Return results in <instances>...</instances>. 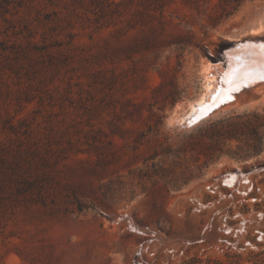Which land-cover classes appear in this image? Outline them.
Here are the masks:
<instances>
[{"label":"rangeland","instance_id":"374dc122","mask_svg":"<svg viewBox=\"0 0 264 264\" xmlns=\"http://www.w3.org/2000/svg\"><path fill=\"white\" fill-rule=\"evenodd\" d=\"M100 1L0 0V264H264V0Z\"/></svg>","mask_w":264,"mask_h":264},{"label":"bare ground","instance_id":"6f19581e","mask_svg":"<svg viewBox=\"0 0 264 264\" xmlns=\"http://www.w3.org/2000/svg\"><path fill=\"white\" fill-rule=\"evenodd\" d=\"M249 44H242L239 46L240 50L230 52L232 55L227 56L229 64L223 73L221 83L219 82L220 85L214 83L215 77L213 75L211 79L207 77V94L200 97L195 103L187 105V112L180 122L198 123L207 113L219 107L220 104L232 101L234 94L244 87H249L258 80L264 81V44L253 43L254 46ZM209 68L211 67L206 69L207 72H209Z\"/></svg>","mask_w":264,"mask_h":264},{"label":"trees","instance_id":"16d2710c","mask_svg":"<svg viewBox=\"0 0 264 264\" xmlns=\"http://www.w3.org/2000/svg\"><path fill=\"white\" fill-rule=\"evenodd\" d=\"M157 1V4H162V2L164 1V0H156ZM227 1H231V2H234L235 3V5L233 6V7H231V12L230 13H232V12H235L236 10H237V8L241 5V3L243 2V0H227ZM148 0H142L141 1V3L144 5V6H148ZM123 3H125V0H122V1H114V0H101L98 4L100 5V10L101 11H103V12H110V11H114V10H116L117 9V7L119 6V5H121V4H123ZM108 4V6L109 5H112L113 6V8H110V10H106L105 8H104V5H107ZM147 4V5H146ZM163 6L161 5V8H162ZM230 13H226L225 14V16L226 15H229ZM2 42H0V44H1ZM171 104L174 102V99H172L171 98Z\"/></svg>","mask_w":264,"mask_h":264}]
</instances>
